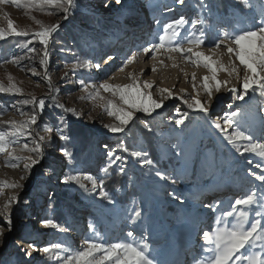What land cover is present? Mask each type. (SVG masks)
Segmentation results:
<instances>
[{"label":"rangeland","instance_id":"1","mask_svg":"<svg viewBox=\"0 0 264 264\" xmlns=\"http://www.w3.org/2000/svg\"><path fill=\"white\" fill-rule=\"evenodd\" d=\"M200 3L202 5V0ZM203 3L208 5L203 9L210 13L211 8L207 0H203ZM250 3L251 8L247 15L235 14L234 26L231 29L217 13H213V44L205 41L206 26L203 15L193 0H187L184 5L176 3L175 0H122L121 5H115L113 0L109 9L103 7V0H77V7L70 10L68 19H64L63 11L56 8L41 10L18 8L11 3L0 5V27H7L5 16L13 20L18 28L30 29L33 32L40 30V25L36 24L35 20L43 22L46 26L60 25L48 45L49 59L46 69L40 64L44 47L38 40H33L25 48L23 45L31 36H9L8 38H19L25 43L14 42L6 50H3L5 40L0 41V83L7 86L8 76L11 75L13 82L23 89V95L0 93V109H6L0 116V122L27 120L34 110L33 105L23 103L31 98L29 94L35 95L37 100L43 98L46 102L37 124L29 128L33 136L15 137L18 142L10 145L7 152L0 153V225L5 226L4 235L0 237V264H58L56 260L48 259L47 254L32 251L29 245H35L39 249L49 243L63 242L72 251H77L87 246L86 240L106 245L119 242L147 244L150 255L155 257L159 264H194L193 257L201 252L203 232L215 228L216 219L236 198H240L253 187L260 188V182L248 174V169L252 167L256 172H260V169H255V164H264V158L252 152H244L243 155L237 153L211 124L212 120L222 118L225 112L239 109L245 127L253 136V142L264 143V97H261L258 91L249 89L243 100H237L236 93L229 89L242 91L245 69L234 53H228L224 44L217 50L215 48L219 29L238 33L240 29L251 28L254 20L258 21L264 17V0H250ZM168 8L180 9L179 15L174 13V17L167 20L162 15V10ZM85 15H89L90 20L85 18ZM181 15L189 23L179 30L180 38L187 37L193 31L192 20L201 21L197 24V32H205L204 43L193 47V53L188 55H192L194 59V53L202 52L216 59V55L212 53L214 50L217 57L225 63L231 62L240 66L237 71L239 75H231L230 81L226 82L219 92L213 90L210 102L202 87L203 78L208 76L210 71L203 64L194 66L180 53H168L164 50L148 53L142 51L143 47L158 42V35L162 34L163 26ZM32 17H35V20ZM157 20L160 21L159 25ZM68 24L76 31L80 30L81 42L88 47V54L85 56L74 52L70 47L71 40L66 35ZM57 35H64L67 42L58 39ZM183 47L187 48L189 45L185 42ZM28 48H34L35 52L30 53ZM109 56L113 59L108 60ZM132 56H135L133 62L126 63ZM169 56L172 59H169ZM13 57L24 59L20 60L19 64L9 62ZM83 59L91 60L92 66L76 68L73 71L72 65ZM97 63L100 65L99 69L95 67ZM33 68L35 72L32 71ZM153 68L155 71H152ZM133 75L137 78V83H153V88L148 91L154 99H164V107L151 116L136 113L127 127L135 122L142 126L147 123L150 127V118H153L156 128L154 143L160 159L167 161L166 165L154 163L152 166L141 168L138 158L132 156V153L141 150L146 152L143 137L137 134L133 146L127 149L124 147L127 142L124 139L127 128L123 132L112 133L105 127L118 124L105 110L107 100L118 102V98L99 89V85L104 82L113 85L131 84ZM218 76L223 80L225 74L220 73ZM81 80L85 84L95 85V88L90 87L88 91H84ZM156 80H159V84H156ZM96 89H99L104 100L89 98V92L94 93ZM160 89H168L172 95L169 97L165 92L163 97H159ZM194 98L209 106L210 116L207 121L203 114L188 109L184 103V100L192 102ZM56 104H62L64 107L57 108ZM228 105H232V108L229 109ZM65 109H74L76 114ZM185 112L188 115L184 123L177 126L175 120ZM60 117L64 118L68 126L71 117H74L95 131L94 154L89 160V166H75L72 172L69 159L60 153L59 148L64 141L59 139L57 132V128L61 126ZM219 122L223 123L222 119ZM10 130L6 123H0V131ZM37 132L45 137L44 158L31 169L24 167L25 163H30L27 159L19 160L18 167L7 166L6 160L13 149L15 155L36 158L35 153L21 149L24 143H28L29 148L35 147ZM207 139L212 140L221 151L227 149L230 159L222 155H219L218 159L215 158L214 151L206 144ZM125 148L127 151L123 150ZM180 148L184 149V154L177 156L175 153ZM109 150L126 158V163L117 161L112 167L119 170L124 166L125 171L122 174L128 177L127 183L139 191L123 206L114 199L113 203H109L100 196V192L104 190L99 178L106 174L102 169L109 164ZM249 160L253 161L252 165L247 163ZM157 170L174 176L177 183L160 180L155 175ZM71 175L80 177V183L84 187L80 184L78 186L86 198L72 189L77 183L60 182L65 176ZM89 175L97 181L94 191L91 181L85 179ZM13 184L19 187H11ZM117 191L122 192V189L118 188ZM173 192L184 203L174 198L171 195ZM56 194L65 198L61 206L62 218L58 221L49 212V203ZM12 197L17 199L5 208ZM167 204L172 205L173 210H168ZM206 204H213L214 207L207 208ZM134 209L141 210L139 218H135ZM256 211L261 212L259 218L264 220V205H258L250 210V222L258 218ZM203 212H208V215L205 216ZM6 216H10L13 224L10 232L6 230L4 223ZM44 219L54 220L62 230L43 226L41 221ZM229 220L235 222V217H230ZM191 230L196 231L194 236L189 235ZM129 231L134 233V237H127ZM21 249L31 251V257Z\"/></svg>","mask_w":264,"mask_h":264},{"label":"snow or ice","instance_id":"2","mask_svg":"<svg viewBox=\"0 0 264 264\" xmlns=\"http://www.w3.org/2000/svg\"><path fill=\"white\" fill-rule=\"evenodd\" d=\"M176 3L180 5L186 4L187 0H175ZM246 6L251 7L250 0H241ZM5 3L14 4L16 7H23L25 9H36L39 8L43 10L44 8H56L64 13V19H68V14L70 10L77 7V0H0V5ZM113 3V0H103V7L109 9ZM115 5H121L122 0H114ZM202 7H208L207 4L203 3ZM171 11V9H169ZM50 14V13H49ZM7 27H0V41L6 40L9 36H31L23 47L27 48L28 44H31L33 40H38L44 47L43 55L40 60V64L47 68V62L49 59L48 45L52 39L53 33L60 27L59 24L44 25L43 22L35 20L36 24L40 25L39 31H31L30 29H21L16 26L13 20L7 18ZM156 23L159 25L160 21L157 20ZM189 21L181 15L178 19L173 20L163 26L162 34L158 35V42L149 44L147 47H143L142 51L144 53L155 52L158 50H164L168 53H180L185 55V58L191 62L194 66H199L203 64L204 67L209 69L211 76H205L203 78L202 87L207 93L209 102L212 99L213 85L215 91L219 92L221 87L226 84V82H221L217 78V73L219 71L229 72V68L223 66L219 59H213V56L205 55L204 53L197 52L194 53L195 58H192L193 47H199L204 43L205 32L200 30L196 31L197 24L201 23L199 20H192L191 25L193 31L188 34L185 38H180V29L188 24ZM187 43L189 47H183L184 43ZM221 44H224L228 53L235 54L237 60H239L240 65L245 69L243 81L241 84L242 91L236 88L229 89V91L236 93L237 100H243L245 95L248 94L249 89L253 91H258L261 97H264V17L252 23L251 28L240 29L238 33L229 32L226 29H219L217 31V43L215 45L216 49H219ZM232 45H235L233 47ZM30 53H34V48H28ZM63 51V49H62ZM155 58V56H153ZM172 59L171 56L168 57ZM24 57L15 58L9 62L19 64L20 60ZM31 59V57H29ZM108 60H112L113 57L109 56ZM135 59V56L129 57L126 63H131ZM162 63V61H161ZM92 61L88 59L78 60L74 65H72L73 71L76 68L91 67ZM175 66V65H174ZM99 69L100 65L97 63L95 65ZM122 70V69H121ZM35 72V68L32 69ZM155 71V68L152 69ZM236 73L237 69L233 67L230 74ZM67 72L65 73V76ZM63 79V77H62ZM193 87L195 88V75L193 74ZM9 84L5 86L0 83V93H8L11 95L20 94L23 95V89L18 87L14 81V78L8 76ZM133 83L126 85H113L107 82L101 83L99 89H103L105 92H109L113 97L118 98L117 100H107L106 101V111L111 117H114L118 124L115 125H105V127L112 133H120L125 130L127 125L133 121L136 113H143L147 116H151L152 113L156 112L158 109L164 107V99H154L151 95L150 89L153 88V83L149 81H144L142 84L137 83V78L132 76ZM83 86L84 91L88 89L95 88V85L85 84L83 80L80 81ZM99 89L95 92H89V98L93 100H104L105 98L101 96ZM49 90L51 91V81L49 78ZM183 91V90H182ZM161 94L167 92L170 97L172 93L168 89H160ZM30 99L23 101L25 105L31 104L34 106V110L29 116V118L23 122L17 121H7L0 122L6 123L11 129L8 132L0 131V153H5L8 151L9 146L17 143L18 141L14 138L17 136L32 137V132L29 128L32 125H36L39 116L43 114L46 102L43 98L37 100L35 95L29 94ZM55 99V97H53ZM188 109L194 112L203 114L205 120L207 121L210 116L209 106L202 102L200 99L194 98L192 102L184 100ZM57 108H63L62 104H56ZM231 109L232 105H228ZM6 109H0V116L4 114ZM20 111V109H17ZM65 111L75 113L74 109H65ZM179 113V109L176 110ZM21 114H24L21 112ZM188 113L185 112L180 115L179 119L175 120L177 126L184 123L185 118ZM223 121L220 123L219 120ZM212 126L217 129L224 137V139L231 144L237 153L243 155L244 152H252L257 154L259 157L264 158V143L259 141L253 142V136L249 130L245 127V121L243 119L242 113L239 109L234 111L225 112L223 117H218L216 120L211 121ZM60 127L57 128L60 140H69L70 136L66 134V129L68 124L65 122L63 117H60ZM145 128L151 131V128L147 123L144 124ZM47 129V126H45ZM50 131V129H47ZM38 140H36L35 147L29 148L28 143H24L21 151H28L36 154V158L33 159L31 156L24 158L15 155V149L9 153L6 160V165L10 167H18V161L21 159H27L30 163H25V169H31L36 164H38L44 158V147L45 137L40 136L36 133ZM35 139V137H33ZM51 142V141H49ZM107 148L108 146L105 145ZM179 148V145L176 146ZM127 151V149H123ZM60 153L69 158L71 161L72 153L67 147L61 146L59 148ZM177 156H182L184 154V149L180 148L178 152L175 153ZM109 157V164L106 165L102 171L108 173L112 165L116 164L117 161H125L126 158L116 155L113 150H109L107 153ZM132 156L138 158L141 168L144 166H152L154 161L148 158V154L144 151H135ZM249 165L253 164V161H247ZM255 169H260V172H256L254 168L250 167L248 169V174L254 177L255 181L260 182V188L253 187L249 192L245 193L240 198H236L234 202L229 204L227 210H223L221 216L216 219V226L210 231L203 232V244L201 245V252L197 256L193 257L194 264H264V220L261 218V212L256 211L255 215L258 217L254 220H249L250 210L254 206L264 205V164L256 163ZM120 173H124L125 168L121 166L119 169ZM155 175L160 180L169 181L171 184H176L177 179L174 176L167 174L166 172H161L157 170ZM23 179V177H21ZM92 183V190L97 188V181L92 176H86ZM63 184H68L75 182L80 184V177L77 175L65 176L61 181ZM103 181H101L102 185ZM11 187H19V185H10ZM174 198L180 199L171 193ZM100 196L107 200L109 203H113L112 197L109 193L105 191L100 192ZM16 197H12L8 204L16 200ZM181 203H184L180 199ZM205 207L213 208V204H206ZM141 210L134 209L135 218L141 216ZM230 217H235V222L229 220ZM135 222V219L133 220ZM5 225L7 231H12L13 224L10 216L5 217ZM41 224L45 227H53L60 229V226L52 219H44ZM62 230V229H60ZM5 226L0 225V237L4 235ZM127 237H134V233L129 231ZM86 247L82 250L72 251L63 242L49 243L43 248H37L35 245H29L32 251H40L47 254L48 259H54L58 264H159V261L155 257H152L149 252V247L147 244H139L137 242H119L104 244L94 240H86ZM25 251V254L31 257L32 252L21 249ZM210 254V255H209Z\"/></svg>","mask_w":264,"mask_h":264},{"label":"trees","instance_id":"3","mask_svg":"<svg viewBox=\"0 0 264 264\" xmlns=\"http://www.w3.org/2000/svg\"><path fill=\"white\" fill-rule=\"evenodd\" d=\"M193 2L199 6L201 9L203 20L206 26V40L213 44L215 40L214 31H213V13H217L223 22L227 25L229 29L233 28V21L235 14L239 15H247L250 8L246 6L241 0H207L209 7L211 8V12L207 13L201 3L200 0H193ZM85 18L90 20L89 15H85ZM71 18V17H70ZM68 32L66 35L70 38L71 44L70 47L73 49L74 52L83 54L85 56L88 54V47L84 46L81 42L82 37L79 34V29L76 31L73 29L71 24H68L67 27ZM58 39H61L63 42H67V38L64 35H57ZM25 43V41L20 40L19 38L10 37L3 42V50H6L9 46L13 45L14 42ZM150 127L151 131L146 129L142 126L139 122L132 123V126L126 127L127 130L125 131L124 139L127 141L124 144V147L130 149L133 145V142L137 138V134L143 137L146 152L148 157L154 161V163H159L166 165L167 161H162L160 159V154L155 146V139H156V128L155 122L153 118H150ZM67 135L70 136L69 140H64L62 146L67 147L68 150L72 153L71 161H69L70 169L73 172L75 166L83 165L89 166V160L94 154V147H93V136L96 134L95 131L92 129L91 126L87 124H83L78 121L76 118L71 117V123L66 129ZM128 141H131L129 143ZM206 144L214 151L215 158L218 159L219 155H222L225 158L230 159V154L227 149H223L222 151L215 145L212 140H206ZM198 156V154H196ZM69 159V158H68ZM172 160V159H169ZM198 160V159H196ZM103 190L112 197L118 204L121 206L127 204L131 197L138 194L139 191L136 187L131 184H128V177L115 167H111L109 172L102 175L99 178V182L101 184ZM122 189V192H118L117 189ZM73 190L76 192H80V194L86 198L83 194L81 187L78 184L73 185ZM65 202V198L62 195H57L54 199H52L49 203V212L53 214L54 218L58 221L62 218V203ZM96 206V205H95ZM168 210H173V206L167 204Z\"/></svg>","mask_w":264,"mask_h":264},{"label":"bare ground","instance_id":"4","mask_svg":"<svg viewBox=\"0 0 264 264\" xmlns=\"http://www.w3.org/2000/svg\"><path fill=\"white\" fill-rule=\"evenodd\" d=\"M144 9H145V6H144ZM169 9H171V8H168V9H163L162 11H163V16L168 20V19H171V18H173L174 17V13H178L177 14V16L179 15V13H180V9H178V8H174V9H171V11L169 10ZM176 16V17H177ZM131 22V21H130ZM217 50V49H216ZM202 53V52H201ZM212 53H214L216 56V59H219V61H220V63L223 65V66H226V67H228L229 68V72H224V71H219L218 73H217V78H218V80H220V78H219V74L220 73H223V74H225V76H223V80H220L221 82H229L230 81V76L231 75H233L234 73H232V74H230V72H231V69L233 68V67H235L236 69H237V71L240 69V66H236V65H233L231 62H226L225 63V61L224 60H221V58L220 57H217L218 55H217V53H216V51H212ZM209 75V77L211 76V72H209L208 73ZM222 79V78H221ZM156 84H159V80H156ZM203 84V83H202ZM161 86V85H160ZM213 90L215 91V87H214V85H213ZM158 96L159 97H163V95L162 94H158ZM173 136H174V134H173ZM203 214L206 216V215H208V212H203ZM196 234V231L195 230H191L190 232H189V235L190 236H194Z\"/></svg>","mask_w":264,"mask_h":264}]
</instances>
